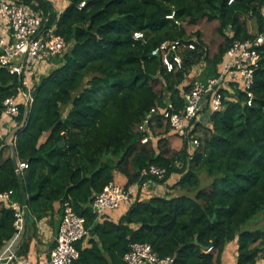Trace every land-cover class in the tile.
<instances>
[{
	"label": "trees",
	"instance_id": "1",
	"mask_svg": "<svg viewBox=\"0 0 264 264\" xmlns=\"http://www.w3.org/2000/svg\"><path fill=\"white\" fill-rule=\"evenodd\" d=\"M67 1L58 15L49 0H26L34 13L50 16L49 25L66 47L33 81L28 118L14 139L18 158L30 163L24 176L17 174L5 145L10 130L24 120V102L16 124L4 134L1 128L8 121L3 118L5 99L23 97L28 87L15 80L9 66L0 67V192L14 189L15 199L28 197L32 235L38 232L34 217L61 222L64 202L70 199L92 226L91 245L83 246L85 239L77 243L80 256L74 264H126L123 256L133 242L149 243L161 257L174 256L173 264H223L234 240L237 264L264 261V227L245 228L264 210V45L252 104L238 92L236 100L214 112L211 124L200 130L201 145L192 159L188 141L178 150L168 147L176 135L171 128L153 142L156 124L170 126L160 113L153 114L148 143L137 128L154 106L163 107L168 100L182 105L178 86L215 75L234 40L254 38L248 18H255L257 32H264V0ZM173 12L174 18L167 17ZM203 19L219 21L224 36L213 55L201 32L192 36L185 26ZM137 30L145 40L134 39ZM179 38H192L196 48L183 52L181 69L167 71L152 50ZM203 62L206 68L197 75L193 66ZM151 164L168 169L164 178L151 176L153 181L165 183L178 174L173 187L184 192L141 197L139 191L116 211L117 219L111 213L95 221L96 195L111 181L128 188ZM204 171L213 178L209 189L202 187ZM14 220L13 210L0 202V249L14 234ZM29 248L27 241L20 255Z\"/></svg>",
	"mask_w": 264,
	"mask_h": 264
},
{
	"label": "built area",
	"instance_id": "2",
	"mask_svg": "<svg viewBox=\"0 0 264 264\" xmlns=\"http://www.w3.org/2000/svg\"><path fill=\"white\" fill-rule=\"evenodd\" d=\"M233 0H230L232 2ZM85 2L82 3V6ZM264 19V4L261 7ZM175 12L168 15L174 18ZM50 16L44 13H34L26 4V0H0V67L9 66L10 72L19 76L22 85L28 87L23 97L9 96L4 101V118L11 124H16L20 115V104L31 98L35 89L33 81L38 80L40 72L52 65V58L61 54L66 47V41L57 34L56 28L50 26ZM178 24V20L176 21ZM135 40H145V33L141 30L134 32ZM264 32L255 33L254 38L236 39L228 47L215 75L206 79H196L192 84H181L183 104L177 105L168 100L163 107L154 106L150 114L141 121L137 128L146 133L142 139L148 143L152 137V117L160 113L161 118L169 123L171 131L185 143L188 141L190 155L200 147V130L205 125L204 114L211 115L224 108L227 101L236 100L238 92L246 95L245 100L250 105L253 102V85L255 74L262 59ZM196 42L192 38L165 40L152 50V55L161 56L167 71L181 69L184 65L186 49H195ZM43 67L36 69L37 63ZM197 75L201 74L206 64L194 65ZM179 167L183 162L178 160ZM28 160L18 161L15 168L19 176H24L29 168ZM167 167L151 164L145 169L137 182L128 188L117 182H109L102 192L98 193L92 202L95 221L105 218L109 213L117 211L123 204L129 205L137 192L150 183L151 176L164 178ZM153 181V180H152ZM0 202L7 204L14 212V234L0 249V264H33L30 259H22L21 248L29 234V218L32 215L28 197L23 200L15 199V190L7 189L0 192ZM37 226L43 219L34 217ZM92 226L87 224V218L74 209L70 199L64 202V214L56 236V244L52 248L49 264H74L80 256L77 243L91 235ZM212 250V247L209 248ZM126 264H173L174 256H159L149 243L133 242L130 249L123 256Z\"/></svg>",
	"mask_w": 264,
	"mask_h": 264
},
{
	"label": "crops",
	"instance_id": "3",
	"mask_svg": "<svg viewBox=\"0 0 264 264\" xmlns=\"http://www.w3.org/2000/svg\"><path fill=\"white\" fill-rule=\"evenodd\" d=\"M49 1H51L53 4V11L55 12V14L58 15H60L68 5L67 0H49ZM36 66L37 69L38 67H43L44 65L38 62ZM47 71L48 70H43V72H40V74L43 75ZM203 117L205 122L204 125L205 126L210 125L211 123L209 121V114L206 112ZM4 123L7 122L5 121ZM12 125L13 124L11 123H9V126L7 124L2 125L1 133L2 134L7 133L9 128L12 127ZM155 127L161 129L157 124L155 125ZM177 138L178 137L176 135H173L169 138L172 147L176 149L179 148L178 145L179 146L182 145V147L184 145V142L182 140L178 141ZM178 179H179L178 174H172L171 177L165 183H158L151 180L147 187L142 188L141 192L146 191L145 193L146 197L147 196L150 197L151 195L158 194L157 192L155 194H148L151 192H155L157 190L162 191L163 192L162 194H167L169 192L173 194L183 193L184 191L181 190L180 187H175V188L173 187V185L178 181ZM111 213L115 214L114 218L116 219L118 218L119 213H117L116 211ZM48 219L49 218H44L42 223L39 224L38 232L35 235L34 234L32 235L33 233L32 229L31 227L29 228V234L25 243L28 241V243H30V248L27 253L21 255L22 259H30L32 260L33 264H49L52 248L56 244V236L60 225V218H58V220L54 222L53 221L51 222ZM90 237L86 238L83 241V246L91 245ZM237 247H238L237 240H234L227 245V248L223 256V264H237Z\"/></svg>",
	"mask_w": 264,
	"mask_h": 264
},
{
	"label": "rangeland",
	"instance_id": "4",
	"mask_svg": "<svg viewBox=\"0 0 264 264\" xmlns=\"http://www.w3.org/2000/svg\"><path fill=\"white\" fill-rule=\"evenodd\" d=\"M247 22H248V27H249L250 32L255 34L257 32V24H256L255 18H248ZM185 26L187 28L188 33H190L192 36H196V35H194V32H196V31H200L201 32L202 39L206 43L207 48H208V50H209L211 55L217 53L219 45L224 42V36L218 31L219 21H217V20L208 21L206 19H203V20H201L200 22H198L196 24L186 23ZM189 79L187 80V83H189ZM160 87H161V85L158 84L157 88L160 89ZM4 120L5 119H3V121ZM6 122H7L6 124L9 126L10 122H8V121H6ZM169 128H170V126L169 127L163 126V128H161V129L155 127L153 129V136H154L153 142H155V140H158V139L162 138L163 136H165V134H166L165 131L167 129H169ZM165 140H167V139H165ZM177 140L178 141L181 140L180 137H178ZM167 143H168L167 145H168V147H170V149H176V148L172 147L169 139H168ZM178 147H179L178 149H181L182 145H180V146L178 145ZM9 153H10V151L7 150L6 151V155L9 154ZM200 179L202 181V187L204 189H209V182L212 181L213 178L211 176H209L206 171H204V172H201ZM156 192L158 194H162L163 193L162 191L157 190L155 192H151V193H148V194H155ZM145 193H146V191L141 192V197H146ZM191 194H192V192H191ZM261 227H264V210L260 211L256 215V217L251 219L245 225V228H247V229H257V228H261ZM259 264H264L263 259H260Z\"/></svg>",
	"mask_w": 264,
	"mask_h": 264
},
{
	"label": "water",
	"instance_id": "5",
	"mask_svg": "<svg viewBox=\"0 0 264 264\" xmlns=\"http://www.w3.org/2000/svg\"><path fill=\"white\" fill-rule=\"evenodd\" d=\"M54 12V11H53ZM15 80L17 82H19V76L16 74L15 75ZM30 110V99L27 98L26 103H25V115H24V120L20 125L15 126L10 133L7 135L6 140H5V145L8 146L11 150V157L12 160L14 162V167L17 168L18 167V152H17V147L15 144V137H16V133L25 126L27 118H28V113Z\"/></svg>",
	"mask_w": 264,
	"mask_h": 264
}]
</instances>
